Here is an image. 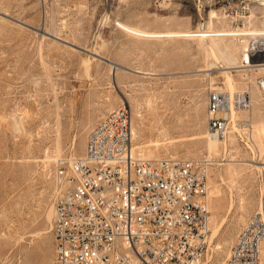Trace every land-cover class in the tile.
Returning <instances> with one entry per match:
<instances>
[{
    "label": "rangeland",
    "instance_id": "1",
    "mask_svg": "<svg viewBox=\"0 0 264 264\" xmlns=\"http://www.w3.org/2000/svg\"><path fill=\"white\" fill-rule=\"evenodd\" d=\"M239 4L0 0V264H53L47 216L55 160L82 156L92 127L122 103L131 110L139 151L207 160L210 237L215 222L225 220L200 264H225L264 194V102L256 86L263 71L236 67L249 36L144 37L117 24L154 32L264 29V12L227 15ZM210 46L219 47L225 65L220 51L229 47L236 63L218 67ZM211 87L251 95V105L236 110L238 131L232 122L225 145L219 142L213 152L207 136Z\"/></svg>",
    "mask_w": 264,
    "mask_h": 264
},
{
    "label": "built area",
    "instance_id": "2",
    "mask_svg": "<svg viewBox=\"0 0 264 264\" xmlns=\"http://www.w3.org/2000/svg\"><path fill=\"white\" fill-rule=\"evenodd\" d=\"M264 11V0H240L235 11ZM200 29H205L201 27ZM244 68L264 67V34L249 38ZM251 71V70H249ZM262 84H256L264 102ZM251 105L246 91L213 87L207 131L225 139L228 112ZM132 113L120 104L87 135L85 152L52 170L55 215L53 264H199L208 246L211 212L208 162L203 158H149L133 145ZM264 195L240 227L225 264H263Z\"/></svg>",
    "mask_w": 264,
    "mask_h": 264
},
{
    "label": "bare ground",
    "instance_id": "3",
    "mask_svg": "<svg viewBox=\"0 0 264 264\" xmlns=\"http://www.w3.org/2000/svg\"><path fill=\"white\" fill-rule=\"evenodd\" d=\"M117 25L120 28H122V30H125V31H127V32H129L131 34H134V35H137V36H144V37H199V38H202L203 39V38H207V37L223 38L224 36H230V37L231 36H244V37L245 36H247V37L249 36V38H250L251 36L256 35V34H264V29H262V30H254V29H248V30H245V29H228V30H223V29L222 30H219V29H217V30H212V29H210V30H205V29H202V30H197L195 32H193V31H165V32H154V31L142 30V29H140V28H138L136 26L127 24L125 22H118ZM210 47H211V50H212L213 55L217 58L216 63H222L218 67L229 68V67H232V66H228L229 63L230 64L231 63H236L235 56L231 52L233 50L230 51L229 50V47L228 48H225L224 51H220L222 53V55L225 57V59L228 61L227 62L228 65H225L222 62V60H220V57L218 56V54H219L218 53L219 47L218 46H215V47L214 46H210ZM243 49H244V47H243ZM113 67H115V66H113ZM236 67H239V68L243 67L244 68V66H241V65H237ZM245 69L253 70L252 68H249V67L248 68H245ZM200 70H207V69H200ZM255 70H262L263 71L264 70V67H261V66L255 67ZM136 72H140V73L147 74V75L153 74V73H151L149 71H139V70H137ZM227 82H228V85H229L230 90H232V88H233V82H232V80H231V78H230L229 75L227 76ZM259 83L262 84V80ZM212 88L213 87H211V89ZM230 93H233V92H230ZM250 99H251V95H250ZM235 114H236V109H234V108H232L228 112V115H229V117L231 118V120L233 122V126H232L233 129H235L236 131H238V129L236 127V121L234 119ZM230 132H231V130L229 131L227 137L230 135ZM132 133L135 134V127H134V125L132 126ZM207 136H208V139H209L208 142H209V146H210V152L218 151L219 142H222L223 141V144L225 145L226 140H227V137L225 139H220L219 141H217L218 139L210 136L209 134H207ZM86 142H87V140H86ZM133 145H134L135 148H138V146H135L134 143H133ZM85 148H86V145H85ZM141 153L144 156H147V157H156V158L160 157V156H149V155L145 154L142 151H141ZM74 158H76V157H74ZM74 158L68 159V161H72ZM208 194H209V202H210L209 181H208ZM209 207H210V203H209ZM53 211H54V214H53ZM52 214H53V218H52ZM54 215H55V206H54V202H53V207L50 208V210L48 212V216H47L48 217V221H51V219H52V222H51V230H52V226H53ZM224 220H225V216L221 220L215 222V225L213 226V229H212V233H211L210 240H208V242L210 241L209 246L212 245V243H211L212 242V239L218 235V233L220 231V228H221L222 224L224 223ZM230 235L231 234L229 233L228 234V237ZM221 247L222 246L217 245V248H221ZM0 258H2V257H0ZM261 258H262V261H263V264H264V241L262 243V256H261Z\"/></svg>",
    "mask_w": 264,
    "mask_h": 264
}]
</instances>
